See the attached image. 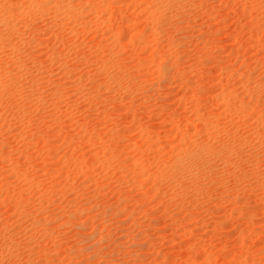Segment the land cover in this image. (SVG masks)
I'll list each match as a JSON object with an SVG mask.
<instances>
[{
  "label": "rangeland",
  "instance_id": "1",
  "mask_svg": "<svg viewBox=\"0 0 264 264\" xmlns=\"http://www.w3.org/2000/svg\"><path fill=\"white\" fill-rule=\"evenodd\" d=\"M0 264H264V0H0Z\"/></svg>",
  "mask_w": 264,
  "mask_h": 264
}]
</instances>
